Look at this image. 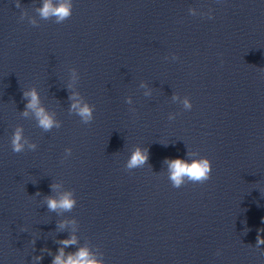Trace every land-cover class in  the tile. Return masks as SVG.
<instances>
[{"label":"clouds","instance_id":"clouds-1","mask_svg":"<svg viewBox=\"0 0 264 264\" xmlns=\"http://www.w3.org/2000/svg\"><path fill=\"white\" fill-rule=\"evenodd\" d=\"M15 7H21L19 0H16ZM72 9V0H42V6L37 8L36 12L43 20L55 18V23L61 24L71 17ZM209 18L212 19L213 17ZM20 19L23 20V14ZM30 24L32 26H37L35 20H31ZM23 96L28 102L25 105V110L21 114L22 116L28 117L29 112H31L38 122V127L44 131H49L53 127H60L53 115L40 106L39 94L34 88L25 91ZM69 99L73 101L70 111L75 112L84 124H89L94 119V107L80 99L76 93H73ZM184 107L186 109L192 108V104L188 99L184 100ZM10 143L14 153L24 152L26 148L28 150H35L37 148L35 143H31L25 137L24 129L19 126L15 128ZM66 152L70 153V150L66 149ZM189 155L192 154L189 153ZM147 160V149L137 147L128 160L126 167L128 169L142 167L147 163ZM165 163L168 165L169 179L174 188H180L184 183L185 178L199 184H203L211 178L212 162L208 158L193 159L190 163L184 159L176 158L166 160ZM51 187L55 191L60 185L53 184ZM38 194L39 193H37V195ZM44 202L47 205L48 210L53 212L58 210L71 211L76 205V200L73 198L71 192H64L58 198L53 196L45 197ZM59 227L63 229L65 227V222H61ZM59 243L62 246L57 250V254L54 256L52 264H102V261L96 259L87 247H81L75 253H65V248L77 243L75 236L61 240ZM261 245H264V238L258 234L255 246L259 249ZM261 255H264V251L261 252ZM42 258V256H38L35 257V260L39 261Z\"/></svg>","mask_w":264,"mask_h":264}]
</instances>
